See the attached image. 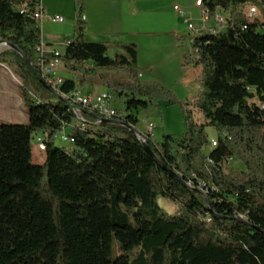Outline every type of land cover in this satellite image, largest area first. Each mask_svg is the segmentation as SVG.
Masks as SVG:
<instances>
[{
    "label": "trees",
    "instance_id": "obj_1",
    "mask_svg": "<svg viewBox=\"0 0 264 264\" xmlns=\"http://www.w3.org/2000/svg\"><path fill=\"white\" fill-rule=\"evenodd\" d=\"M257 1L264 2L204 0L210 18L222 13L227 23L193 38L189 54L202 67V89L181 101L141 79L136 44L91 41L77 0L74 36L61 56L77 78L64 79L60 91L97 80L121 101L117 120L125 124L81 130L72 126L68 99L45 80L37 21L20 12L36 0H0V40L33 66L0 45V62L23 81L28 113L27 123L0 124V264H264V20L242 11ZM113 46L122 50L114 57ZM162 99L181 106L187 130L161 141L149 136L153 156L140 140L139 115ZM68 127L71 150L55 142ZM208 127L218 133L215 147ZM38 132L47 134L42 164L33 161V140L45 150ZM229 159L244 168L225 169Z\"/></svg>",
    "mask_w": 264,
    "mask_h": 264
},
{
    "label": "crops",
    "instance_id": "obj_2",
    "mask_svg": "<svg viewBox=\"0 0 264 264\" xmlns=\"http://www.w3.org/2000/svg\"><path fill=\"white\" fill-rule=\"evenodd\" d=\"M192 1L193 4L190 7L182 4L181 0H84L86 34L91 41L136 44L138 66L142 68L139 75L145 81L168 85L164 78H159L154 73L158 67H176L177 72L173 80L175 84L170 87L181 101L192 100L202 89V67L197 66L189 54L194 36L191 35V38H187L183 34L187 24L174 9L176 4L180 5L186 13L188 11L190 13L192 8H196L201 19V9L195 5V0ZM41 2L45 15L37 24L41 31L44 48L46 51L57 48L63 55L66 43L73 39L71 26L74 27L77 22L78 2L77 0H41ZM218 14L221 16V13ZM50 15L62 17L65 15L64 22L68 18L69 36L60 35V37L57 36L59 38H55L53 32L46 30V25L52 22L49 19ZM208 26H217L214 18H210ZM187 31L189 32L188 27ZM189 39L191 40L188 46ZM121 52L120 47L113 46L108 54L114 57ZM0 66L6 68V64L0 63ZM4 70L0 69L1 73ZM145 70L150 72L147 78ZM72 76L77 78L74 73ZM94 85L100 86L101 84L94 83ZM94 85L80 86L79 89L83 94L91 95L110 91L106 88L95 90ZM252 90L255 92V89ZM7 93H11V89L6 86V83L3 86L0 82V113L8 106L5 103ZM252 102L260 104L257 97L253 98ZM160 103L161 101H159V105ZM150 136L154 137L151 133ZM216 139L217 137H213L210 140ZM41 157V162L35 163L45 162V152ZM239 163L242 170L244 166L241 162Z\"/></svg>",
    "mask_w": 264,
    "mask_h": 264
},
{
    "label": "rangeland",
    "instance_id": "obj_3",
    "mask_svg": "<svg viewBox=\"0 0 264 264\" xmlns=\"http://www.w3.org/2000/svg\"><path fill=\"white\" fill-rule=\"evenodd\" d=\"M182 4H186L190 7H192L193 1L192 0H181ZM68 3V1H67ZM194 7V6H193ZM254 7V8H251ZM251 9H258L257 16H254L252 18H257L260 19L261 21L264 20V2L257 1L255 3H249L246 8H243L242 11L244 13H248L249 10ZM64 17L68 16L66 14L63 15ZM187 16L192 18V21L196 24L201 23L200 15L199 12L197 11L196 8H192L191 12H187ZM221 16H225L221 13ZM69 20H67L64 23H53L50 22L49 24L46 25V30L53 32L55 35V38H59L61 36H69L70 33H68L69 29ZM185 25V24H184ZM69 26V27H68ZM74 27L71 26V32H72V38L74 36ZM184 35L187 38H191V34L187 31V26H185V29L183 31ZM57 33V34H55ZM59 36V37H57ZM190 40H188L187 44L189 46ZM2 63V62H0ZM6 64V63H2ZM0 69H5L4 72L1 73L0 71V82L4 86L6 83V86L11 89V93L6 94V99L5 103L7 108L4 109L3 112L0 113V124H12V123H27L28 122V113H27V106L23 97L21 85H22V79L18 73V70L10 66L9 64H6V68L0 66ZM63 69V70H62ZM141 67L138 66L137 71H141ZM146 71V78L149 76L150 72ZM55 72L57 74H60V78L62 79H68V78H73L72 73L68 71L63 63L61 62V65L59 67L55 68ZM177 72L176 67L170 66V67H158L157 71H155L154 75L159 77V78H164L167 82L168 85H165L167 88L172 90L170 86H174V78H175V73ZM77 77V76H76ZM144 80L143 78H141ZM94 83H99L97 80L95 82H88L85 85L86 86H91L94 85ZM173 84V85H172ZM84 85V86H85ZM164 85V84H163ZM82 86V87H84ZM95 90L99 89H104L106 87L100 85H94ZM100 87V88H99ZM80 86L76 88L75 91H79ZM107 89V88H106ZM175 93V92H174ZM184 100V99H183ZM161 103L158 107L156 104H151L150 107L146 110H143L140 115H139V122H138V131L139 133H146L147 132V126L149 123H153L155 125V128L152 130L151 134L152 139L155 141H161L163 140L165 135H174V136H181L183 135L186 130H187V124L185 120V116L183 113V110L180 105L177 104H170L167 101H164L163 99L160 100ZM116 108L123 109V105L121 104V101L117 96L114 95L113 98V103H112ZM194 120L198 123H201L203 121L202 116L198 112H194ZM72 128L68 127L60 131L56 138L55 142L56 145L63 147L65 149L71 150L74 147V144L70 141H66L63 139V135H70L71 134ZM209 139L213 137L218 138V133L213 127H208L207 129ZM37 142L33 140L32 142V148H33V161L34 162H41L42 155L44 152H41L39 149H37ZM210 150V147H206V152ZM225 169H235V170H241V164L239 163L238 160L232 159L225 163L224 165ZM159 204L161 206H164L167 211L169 212H175L177 210V205L172 202L171 200H166L164 198L159 199Z\"/></svg>",
    "mask_w": 264,
    "mask_h": 264
},
{
    "label": "built area",
    "instance_id": "obj_4",
    "mask_svg": "<svg viewBox=\"0 0 264 264\" xmlns=\"http://www.w3.org/2000/svg\"><path fill=\"white\" fill-rule=\"evenodd\" d=\"M203 3L204 0H195V5L201 9V23L199 25L194 23L191 17L187 16L186 11L183 10L180 5L176 4L174 6V9L184 19L189 32L194 37L199 35L204 30L220 28L221 26H225L227 23L226 16H219L217 12L214 17L217 26H208L210 13L204 12ZM19 9L21 13H27L37 22L41 20L45 15L41 0H36L33 10L31 9V7H29L28 2L21 4ZM257 12L258 9L250 8L247 16L252 18L254 16H257ZM49 19L54 23L64 22V17L59 15H50ZM69 43L70 41L66 43V46ZM38 49L40 51L39 64L42 67V72L47 84L50 85L56 92H58L59 95H62L65 99H68V102L73 109L75 118L72 126L83 130L88 128L89 126L99 127V125L103 123L102 119H117L118 110L112 104L114 94L111 91L100 92L95 95L83 94L80 90L74 91L72 94L61 93L60 86L64 80L60 78V76L55 72V68L61 65L62 52L57 48L46 51L43 42H41V45L38 47ZM86 112L92 115L94 118H88L86 116ZM154 128L155 125L153 123H149L147 126V133H139L140 140L143 143L148 141V137L150 136V133ZM37 138H40L41 142L45 143V150H40L41 152H45L47 145V134L38 132ZM63 139L72 143L74 142V139L68 135H63ZM211 145L213 147L217 146V140H212ZM230 160L232 159H229L228 161ZM210 161L212 162V160ZM200 186L203 191L208 192L209 189L206 188V185L200 184Z\"/></svg>",
    "mask_w": 264,
    "mask_h": 264
},
{
    "label": "water",
    "instance_id": "obj_5",
    "mask_svg": "<svg viewBox=\"0 0 264 264\" xmlns=\"http://www.w3.org/2000/svg\"><path fill=\"white\" fill-rule=\"evenodd\" d=\"M0 45H1V46H8V47H10V48H12V49H15L16 51H18L19 53H21V54L24 56V58L26 59V61L29 63V65H30L31 67H33L32 64L29 62L28 58L22 53V51H20V50H19L17 47H15L13 44H11V43H9V42H7V41H4V40H0ZM33 71H34V73L36 74L37 78H38L41 82L45 83L44 79H43V78H42V77L36 72V70L34 69ZM102 121H103V123H118V124H124L123 121H121V120H117V119H102ZM124 125H125V124H124ZM129 128H131V127L129 126ZM143 145H144V148L146 149V151H148L151 155L155 156V154H154L153 151L151 150L150 146L148 145V142H147V141L144 142ZM157 160H158V159H157ZM162 166H163V168H164L165 170H167L170 174L174 175L175 177L180 178V176H179L175 171H173L172 169H170L169 167H167V166L164 165V164H162Z\"/></svg>",
    "mask_w": 264,
    "mask_h": 264
},
{
    "label": "bare ground",
    "instance_id": "obj_6",
    "mask_svg": "<svg viewBox=\"0 0 264 264\" xmlns=\"http://www.w3.org/2000/svg\"><path fill=\"white\" fill-rule=\"evenodd\" d=\"M204 12H206V11H204Z\"/></svg>",
    "mask_w": 264,
    "mask_h": 264
}]
</instances>
